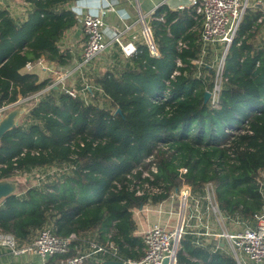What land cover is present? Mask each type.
I'll return each mask as SVG.
<instances>
[{"label":"trees","instance_id":"trees-1","mask_svg":"<svg viewBox=\"0 0 264 264\" xmlns=\"http://www.w3.org/2000/svg\"><path fill=\"white\" fill-rule=\"evenodd\" d=\"M26 1L31 11L23 22L0 10V109L51 84L21 73L28 63L42 59L65 67L71 60L57 43L76 18L59 8L78 0ZM194 15L191 9L155 12L149 26L157 55L138 44L133 56L96 77L95 92H86L103 105L53 88L25 123L3 136L0 180L43 168L61 174L3 200L0 233L20 244L45 227L58 238L74 235L70 254L59 261L74 257L88 234H97L101 244L110 236L121 260H138L142 242L133 236L132 210L162 203L183 186L201 196L212 184L219 211L231 219L249 222L262 211L257 178L264 172V49L253 44L258 16L245 12L213 105L204 103V94L215 72L203 67L198 75L192 63L202 51ZM194 241L187 233L181 238L176 264H232Z\"/></svg>","mask_w":264,"mask_h":264},{"label":"built area","instance_id":"built-area-1","mask_svg":"<svg viewBox=\"0 0 264 264\" xmlns=\"http://www.w3.org/2000/svg\"><path fill=\"white\" fill-rule=\"evenodd\" d=\"M188 9H191L195 13L194 18L201 22V56L198 61L192 63L200 67L203 64L202 60L206 51L209 49H219L223 53L222 62L215 73L216 80L219 78V81L213 83L209 92V101L215 105L218 102L225 56L237 35L247 9V2L243 3L241 0H189ZM81 20L85 45L80 60L72 70L55 71L52 83L40 93L44 92L45 94L57 87L64 89V81L67 78L73 73H81L101 54L113 46L120 49L124 58H129L136 53L134 42L124 43L123 34L105 24L101 16L89 12L83 14ZM159 20L162 21L163 18L160 17ZM139 24L141 25L144 43L147 45L150 54L157 55L151 29L142 15L139 17ZM178 48H185V45L179 42ZM42 63L43 60L28 63L25 68L27 72H31L34 67L42 66ZM177 66H181L179 61H177ZM47 70L51 72V68ZM176 74V72L173 73V75ZM198 75H200L199 72ZM64 92L72 98L76 97L74 91L64 90ZM36 95L32 97L37 98ZM32 97L30 99L35 100ZM151 170L156 173L154 167ZM257 183L264 201V172L257 178ZM155 192L156 190H152V193ZM179 196L181 208L178 225L172 230L165 229L157 224L147 227L141 232L144 245L142 257L138 260H126L122 262L123 264H162L165 259L168 260L167 264H176L179 242L187 233L190 219L196 220V227L201 226L205 229H208L209 226L202 221L204 219L208 220L207 218L210 216H213L217 222L224 223L229 220L228 216L219 211L215 201L214 188L210 183L204 185L201 196L195 197L192 195L190 188L187 186H183ZM231 222L235 226L241 225V230L228 234H213V236L225 237L230 242L234 254H243L250 264H264V206L262 211L256 214L252 221H249L250 224H247L248 221L241 222L238 219H232ZM197 235L203 236L201 233H197ZM74 240H76L74 235L67 238H58L53 234L50 227H45L36 234L31 244L24 247L18 246V242L12 234L0 233V248L7 249L15 256L24 253L36 254L43 264H47V260L51 258L67 256L71 252ZM111 248L112 245L109 243L101 246L91 242L84 250L77 252L74 257L61 260L58 264H86L92 256L105 255Z\"/></svg>","mask_w":264,"mask_h":264},{"label":"crops","instance_id":"crops-1","mask_svg":"<svg viewBox=\"0 0 264 264\" xmlns=\"http://www.w3.org/2000/svg\"><path fill=\"white\" fill-rule=\"evenodd\" d=\"M171 0H78L71 1L64 6H61L59 10L70 11L75 15L76 23L73 27L66 30L60 37L57 45L62 54L70 55V63L65 67L55 66L47 63L43 60L42 66H36L31 72H27L24 67L21 73L35 74L39 81L50 80L51 74H48V68L54 67L60 70H72L74 66L80 60L82 50L85 45V38L82 31V15L85 13H95L103 19L105 24L110 26L123 34L124 43L134 42L135 46L144 43L141 34V25L139 24V17L142 15L145 22L150 24V20L153 14L162 8L171 11H181L188 9V5L172 9L168 6V2ZM181 0H177L180 2ZM243 3L247 2L246 11L256 14L258 16L257 24L260 26L253 41L254 47L258 48V34L264 27V1L262 0H241ZM189 4V0H188ZM0 10L8 12L10 17L16 23H20L26 20L28 13L31 11V6L26 0H0ZM163 14H160L162 16ZM159 16V17H160ZM158 18V17H157ZM200 21V20H199ZM150 27V26H149ZM115 46L109 48L111 50ZM99 57L96 59L98 60ZM42 60V59H41ZM94 60L93 63L96 61ZM89 65L88 67H90ZM82 74V73H81ZM78 73V75H81ZM76 74H72L67 78L64 83L72 78ZM58 88V87H57ZM56 89V88H54ZM72 90V89H71ZM74 91V90H72ZM147 174V173H146ZM180 193L175 192V196L170 195L169 198L162 203L151 205L147 204L139 209L132 210V220L134 222L135 230L133 236L140 238L142 242L141 254H143L144 245L141 238V232L147 227L157 224L165 229L172 230L179 223L180 217ZM197 197V196H196ZM189 211V210H188ZM203 220L202 222L208 224L209 228L198 226L195 219L189 220V228H187V234L195 237L194 244L197 247L204 248L205 251L211 254H218L221 258L229 259L232 264H250L249 260L243 254L235 255L230 242L225 237H215L213 234H228L236 231H240L241 228L232 224V219L229 218L227 222H217L213 216ZM247 224H250L247 222ZM231 227V228H228ZM197 233L203 234L198 236ZM207 233V235H206ZM33 239V238H32ZM33 241V240H32ZM31 241V242H32ZM18 242V241H17ZM20 244L19 247H24L31 244ZM94 242L98 245L104 246L107 243L112 245V248L108 250L105 255L97 254L92 256L86 264H106L108 262H124L121 260L118 254V250L114 243L111 241L110 236L104 244H101L97 238V234H88L84 240H80L78 246L75 249V255L77 252L84 250L89 243ZM70 254V253H69ZM142 256V255H141ZM130 260V259H127ZM60 261L58 258H51L47 260V264H58ZM0 264H43L42 260L33 253H24L20 255H13L7 249L0 248ZM123 264V263H122Z\"/></svg>","mask_w":264,"mask_h":264},{"label":"rangeland","instance_id":"rangeland-1","mask_svg":"<svg viewBox=\"0 0 264 264\" xmlns=\"http://www.w3.org/2000/svg\"><path fill=\"white\" fill-rule=\"evenodd\" d=\"M257 38H258V48H264V27L262 28V30L258 34ZM222 58H223V53L221 50H219V49L207 50L206 54L202 60L203 64L200 67L197 66V71L199 73H202L203 67H206V68L212 69L216 73L217 68L219 67V65L222 62ZM119 59L124 60V57L122 56L120 49L118 47H114L111 50H107L106 52H104L103 54H101L99 56L98 60H96L94 63L92 62L90 64L91 65L90 67L85 68L81 72L82 74L80 73L81 75H78V73H77L72 78L68 79L64 83V89L61 87H58L54 90L57 91L56 93H65L64 90H70V91L74 90V92L78 96H80L82 99L103 105V102H102L100 96L96 95L95 97H97L98 99L96 101H94L93 100L94 95H92V96L89 95L86 92V90L92 89V91L95 92L94 84H93L94 79L98 76H101L104 72H106L108 70H112L115 67V65ZM58 70H60V69L51 67V72L47 71L48 74L49 73L51 74L50 83H52V80H53V73L55 71H58ZM215 73H214L213 83H215L216 81L217 82L219 81V78H217L218 80H216ZM205 74H206V72H205ZM43 94H44V92L36 95L37 98H35V97H32V98H35V100L38 101L39 98ZM32 102H33V100H31L30 97L26 98V99L20 98L17 103L10 105V106H7V107H4V108H1L0 109V116L4 115L9 109H12V108L19 106V105L30 106L32 104ZM25 115L22 116L20 123H25L24 122ZM60 174H61L60 171H58L56 168H43V169L34 170L31 173L24 174L22 176H17L15 178L9 179V180L18 181L20 183V192H21L26 187L38 186L39 184H42L46 181L48 182V180L58 178V176ZM145 175H146V173L144 172L143 176H145ZM148 187H150V186H148ZM182 188L183 187H181L180 190H182ZM180 190L172 191L171 195L175 196V192L180 193ZM241 227H242L241 225L238 226V228H241ZM228 228H231V227H228Z\"/></svg>","mask_w":264,"mask_h":264},{"label":"water","instance_id":"water-1","mask_svg":"<svg viewBox=\"0 0 264 264\" xmlns=\"http://www.w3.org/2000/svg\"><path fill=\"white\" fill-rule=\"evenodd\" d=\"M188 5V0H171L168 2V6L172 9ZM210 97L209 92L204 94V103L208 102ZM36 104V101L33 99V102L30 106L19 105L12 109H9L4 115L0 116V141L3 136L9 131L17 128L20 124V120L23 115L29 112L33 105ZM20 193V183L16 180H0V203L6 198L12 195H18ZM168 260H163L162 264H167ZM106 264H122L121 262H108Z\"/></svg>","mask_w":264,"mask_h":264}]
</instances>
